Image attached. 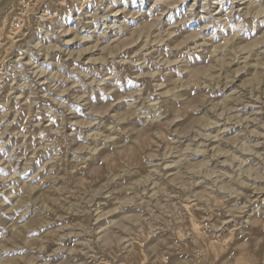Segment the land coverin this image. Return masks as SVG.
Instances as JSON below:
<instances>
[{
    "label": "rangeland",
    "instance_id": "1",
    "mask_svg": "<svg viewBox=\"0 0 264 264\" xmlns=\"http://www.w3.org/2000/svg\"><path fill=\"white\" fill-rule=\"evenodd\" d=\"M263 10L0 0V264H264Z\"/></svg>",
    "mask_w": 264,
    "mask_h": 264
},
{
    "label": "bare ground",
    "instance_id": "2",
    "mask_svg": "<svg viewBox=\"0 0 264 264\" xmlns=\"http://www.w3.org/2000/svg\"><path fill=\"white\" fill-rule=\"evenodd\" d=\"M261 10H262V9H260V11H261ZM260 11H259V12H260ZM261 12H262V11H261ZM263 12H264V10H263Z\"/></svg>",
    "mask_w": 264,
    "mask_h": 264
}]
</instances>
